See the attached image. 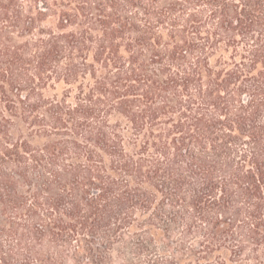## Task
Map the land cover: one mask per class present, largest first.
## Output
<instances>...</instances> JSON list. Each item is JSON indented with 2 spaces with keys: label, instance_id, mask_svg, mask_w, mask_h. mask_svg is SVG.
Wrapping results in <instances>:
<instances>
[{
  "label": "trees",
  "instance_id": "1",
  "mask_svg": "<svg viewBox=\"0 0 264 264\" xmlns=\"http://www.w3.org/2000/svg\"><path fill=\"white\" fill-rule=\"evenodd\" d=\"M264 264V0H0V264Z\"/></svg>",
  "mask_w": 264,
  "mask_h": 264
},
{
  "label": "rangeland",
  "instance_id": "2",
  "mask_svg": "<svg viewBox=\"0 0 264 264\" xmlns=\"http://www.w3.org/2000/svg\"><path fill=\"white\" fill-rule=\"evenodd\" d=\"M118 250L121 249L118 248L110 253L109 259H111V264H138V258L132 255H129L126 259H120Z\"/></svg>",
  "mask_w": 264,
  "mask_h": 264
}]
</instances>
